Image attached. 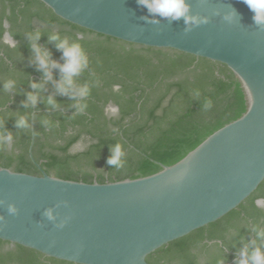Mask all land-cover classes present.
<instances>
[{"label":"trees","instance_id":"trees-1","mask_svg":"<svg viewBox=\"0 0 264 264\" xmlns=\"http://www.w3.org/2000/svg\"><path fill=\"white\" fill-rule=\"evenodd\" d=\"M35 31L41 33L37 43L60 64L64 63L62 50L49 40L53 33L78 41L88 54V68L75 77L77 85L90 88L83 114L76 113L75 100L56 91L59 69L52 70L53 80L42 89L31 88L33 81L44 82L29 38ZM5 33L14 38L15 47L4 41ZM9 79L15 81V87L5 91L3 85ZM28 92H38L35 107H25ZM49 95L58 107L46 103ZM208 99L213 107L205 111ZM109 105L117 108L113 117L106 114ZM246 108L241 83L225 64L92 32L58 17L39 0H0V135H13L11 144L0 143V167L86 183L143 177L179 161ZM33 111L35 162L29 156ZM21 115L27 116L30 128L16 127ZM82 140L88 142L86 147L73 152ZM117 142L126 154L122 169L107 164L110 148ZM259 199L264 202V180L236 208L161 246L146 261L236 264L240 249L256 239L253 226L264 228V207L256 204ZM0 264L74 263L0 240Z\"/></svg>","mask_w":264,"mask_h":264},{"label":"water","instance_id":"water-1","mask_svg":"<svg viewBox=\"0 0 264 264\" xmlns=\"http://www.w3.org/2000/svg\"><path fill=\"white\" fill-rule=\"evenodd\" d=\"M39 1L92 32L225 64L247 108L176 163L143 177L86 183L0 167V240L74 264H149L148 254L218 220L257 189L264 180V26L244 0H186L189 15L206 21L187 24L152 23L138 0Z\"/></svg>","mask_w":264,"mask_h":264},{"label":"clouds","instance_id":"clouds-1","mask_svg":"<svg viewBox=\"0 0 264 264\" xmlns=\"http://www.w3.org/2000/svg\"><path fill=\"white\" fill-rule=\"evenodd\" d=\"M244 3L248 6L253 13V20L257 25L264 26V0H244ZM138 4L144 7L147 12L153 18L150 22L158 23L156 17H160L168 20H179L183 18L185 23L193 22L200 23L206 21L197 20L195 17L189 15V6L186 0H138ZM147 19V17L145 18ZM41 33L35 31L29 34L31 40L32 51L34 52V60L39 70L43 72L44 82L31 83V88L42 89L44 84L53 80V69H59L61 78L55 81L56 91L61 95H68L76 101L74 107L77 114H83L88 107L86 101L90 95V88L88 84L77 85L75 77L80 75L89 66V56L84 50L81 43L78 41L70 42L67 37L61 38L59 33H53L49 36V40L56 42L58 50H62V56L64 63L60 64L58 61L51 58V53L42 48L37 42L40 39ZM10 46L15 47L16 41L13 37H10ZM15 87L14 80H6L3 88L5 91ZM199 95V91L196 93ZM40 99L38 92H28L27 99L25 101V107H35ZM46 103L53 108L58 107V103L54 96L49 95ZM205 111L212 109L213 103L208 99L204 104ZM44 124H48V120L43 121ZM16 127L18 129H28L30 124L27 116L21 115L16 120ZM13 141V135L11 132L0 135V143L9 145ZM110 156L107 159V164L112 168L122 169L125 167V151L121 143L117 142L110 148ZM10 213L16 212V207L12 204L8 206ZM49 219H54L53 212L48 209L45 213ZM2 219V217H0ZM62 226V225H61ZM252 231L256 234V239L249 241L243 248L240 249L239 259L236 264H264V228L253 226ZM257 241H261L258 244ZM222 264V262H220Z\"/></svg>","mask_w":264,"mask_h":264},{"label":"rangeland","instance_id":"rangeland-1","mask_svg":"<svg viewBox=\"0 0 264 264\" xmlns=\"http://www.w3.org/2000/svg\"><path fill=\"white\" fill-rule=\"evenodd\" d=\"M8 42V41H7ZM106 114L109 117H113L117 114V109L114 105H109L106 109ZM87 141L86 140H82L80 142H78L73 148L72 151L73 152H77V151H81L82 149H84L87 145ZM260 204V203H259Z\"/></svg>","mask_w":264,"mask_h":264},{"label":"flooded vegetation","instance_id":"flooded-vegetation-1","mask_svg":"<svg viewBox=\"0 0 264 264\" xmlns=\"http://www.w3.org/2000/svg\"><path fill=\"white\" fill-rule=\"evenodd\" d=\"M260 203V204H259ZM256 204L259 206V207H264V202L263 200L259 199L256 201Z\"/></svg>","mask_w":264,"mask_h":264},{"label":"crops","instance_id":"crops-1","mask_svg":"<svg viewBox=\"0 0 264 264\" xmlns=\"http://www.w3.org/2000/svg\"><path fill=\"white\" fill-rule=\"evenodd\" d=\"M7 35L9 36V34H8V33H5V34H4V41H5V42H7V41H8L7 43H9V44H10V39H9V38H10V36H9V38H7Z\"/></svg>","mask_w":264,"mask_h":264}]
</instances>
